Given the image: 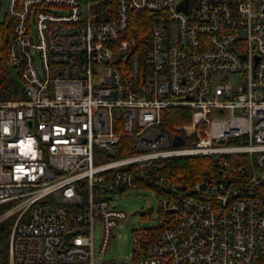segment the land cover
I'll list each match as a JSON object with an SVG mask.
<instances>
[{
  "label": "built area",
  "instance_id": "1",
  "mask_svg": "<svg viewBox=\"0 0 264 264\" xmlns=\"http://www.w3.org/2000/svg\"><path fill=\"white\" fill-rule=\"evenodd\" d=\"M4 14L8 264H264V0H7ZM170 107L190 120L161 129ZM193 154L213 168L172 181L170 157ZM139 186L156 222L133 230L129 259L100 260L131 215L113 195Z\"/></svg>",
  "mask_w": 264,
  "mask_h": 264
},
{
  "label": "trees",
  "instance_id": "2",
  "mask_svg": "<svg viewBox=\"0 0 264 264\" xmlns=\"http://www.w3.org/2000/svg\"><path fill=\"white\" fill-rule=\"evenodd\" d=\"M0 12H1V0H0ZM145 13H138L134 19L135 26L133 27V36L138 42L143 40V37L147 36V27L143 24L145 21L142 18ZM8 18L5 14L0 16V38L5 39V34L8 32ZM2 79L3 82H7L8 85L15 83L14 78L10 75L9 69L7 73V67L3 66ZM9 94V93H8ZM162 123L161 129L171 130L173 124H182L190 120V112L188 109L180 107L163 108L161 110ZM133 142L129 137H122L118 148V154L124 155L133 152ZM170 163L168 168L171 173L172 181L179 184H190V182L196 176L205 175L213 168L212 156L209 154H193V155H176L170 157ZM12 224L11 218H6L0 222V264H8V237Z\"/></svg>",
  "mask_w": 264,
  "mask_h": 264
},
{
  "label": "rangeland",
  "instance_id": "3",
  "mask_svg": "<svg viewBox=\"0 0 264 264\" xmlns=\"http://www.w3.org/2000/svg\"><path fill=\"white\" fill-rule=\"evenodd\" d=\"M6 5L7 0H1L0 16H3ZM35 58L36 62H38V56H35ZM13 76L18 83L22 84L20 77L15 71H13ZM180 145L184 146L187 145V143ZM112 198L115 204L120 208H123L128 213V215H130L133 210L146 209L145 213L137 212L131 214L126 222L122 221L120 225L113 229L109 244L110 252L100 257V260H127L130 257L132 249L133 230L139 227L150 226L156 222L158 199L155 191L143 186L127 190L123 194H114ZM99 238L100 226L99 223L96 222L94 232V244L96 247L99 243Z\"/></svg>",
  "mask_w": 264,
  "mask_h": 264
},
{
  "label": "water",
  "instance_id": "4",
  "mask_svg": "<svg viewBox=\"0 0 264 264\" xmlns=\"http://www.w3.org/2000/svg\"><path fill=\"white\" fill-rule=\"evenodd\" d=\"M179 143H181V141L179 139H177V138L173 139V141H172V144L173 145H178ZM110 155H112V154L110 153ZM137 212L143 213L144 212V209H136V210H133L131 212V214H134V213H137ZM67 236H68V234L66 235L65 238H67ZM17 264H21L20 260H17Z\"/></svg>",
  "mask_w": 264,
  "mask_h": 264
}]
</instances>
